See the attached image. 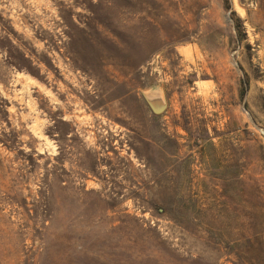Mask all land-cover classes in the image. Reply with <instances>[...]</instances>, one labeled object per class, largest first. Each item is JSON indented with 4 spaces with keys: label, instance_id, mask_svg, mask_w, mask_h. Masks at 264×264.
Wrapping results in <instances>:
<instances>
[{
    "label": "rangeland",
    "instance_id": "rangeland-1",
    "mask_svg": "<svg viewBox=\"0 0 264 264\" xmlns=\"http://www.w3.org/2000/svg\"><path fill=\"white\" fill-rule=\"evenodd\" d=\"M228 3L0 0V264H264V0Z\"/></svg>",
    "mask_w": 264,
    "mask_h": 264
},
{
    "label": "water",
    "instance_id": "water-1",
    "mask_svg": "<svg viewBox=\"0 0 264 264\" xmlns=\"http://www.w3.org/2000/svg\"><path fill=\"white\" fill-rule=\"evenodd\" d=\"M141 98L153 115H161L167 108V99L161 88L141 91Z\"/></svg>",
    "mask_w": 264,
    "mask_h": 264
},
{
    "label": "trees",
    "instance_id": "trees-1",
    "mask_svg": "<svg viewBox=\"0 0 264 264\" xmlns=\"http://www.w3.org/2000/svg\"><path fill=\"white\" fill-rule=\"evenodd\" d=\"M225 6L227 8H229V3H228V0H223ZM234 29L236 30L237 34H240L241 33V21L237 18V19H234Z\"/></svg>",
    "mask_w": 264,
    "mask_h": 264
}]
</instances>
